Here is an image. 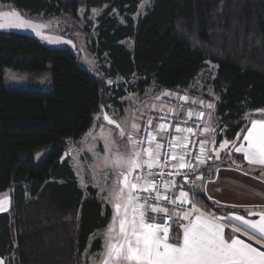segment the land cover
I'll use <instances>...</instances> for the list:
<instances>
[{"label":"trees","instance_id":"obj_1","mask_svg":"<svg viewBox=\"0 0 264 264\" xmlns=\"http://www.w3.org/2000/svg\"><path fill=\"white\" fill-rule=\"evenodd\" d=\"M142 0H0L32 15L80 24L86 7L103 9L88 43L101 68L91 72L67 48L37 38L0 32V193L13 187L12 212L0 214V257L7 264H90L112 209L98 191L83 188L70 157L105 103L119 104L130 92L156 84L190 87L209 72L206 86L217 95V141H234L248 113L264 108V0H153L138 18ZM119 17L114 16V11ZM134 41L133 49L123 41ZM37 80L51 74V87L4 85L5 70ZM122 79L118 90L107 80ZM111 91V92H110ZM50 154L38 166L36 156ZM195 193V194H194ZM189 198L204 211L216 206L200 191ZM230 231L227 230V237ZM92 239V240H91Z\"/></svg>","mask_w":264,"mask_h":264},{"label":"snow or ice","instance_id":"obj_2","mask_svg":"<svg viewBox=\"0 0 264 264\" xmlns=\"http://www.w3.org/2000/svg\"><path fill=\"white\" fill-rule=\"evenodd\" d=\"M20 17L19 13H0V17ZM6 27H28L36 30L38 26L19 19L16 24L0 23V28ZM45 27L44 25L39 26ZM37 34L41 33L37 31ZM111 83V82H110ZM165 95H171L165 93ZM185 102L188 97H181ZM207 108L212 109L214 105L207 103ZM189 111V119L193 117ZM204 112L196 114L197 119H203ZM104 119L110 125H115L117 135L126 140V147L123 152L116 148L111 157H106L104 164L111 167L114 173V184L109 190L106 198L108 203L114 207L115 214L110 223L102 244L101 252L94 255L92 264H264V210L259 212L248 211L250 216L257 219H245L244 216L234 215L230 220L237 222L238 226H231L228 238H225V228L229 225L222 223L223 217H216L206 214L197 208L196 202L189 198V191H202L203 186L197 185L194 181L189 191L183 190L180 186L179 195L172 201V209L162 206L159 201H167V192L177 187L176 181L164 180L165 193L159 191L157 182L151 177L153 169L158 168V173L164 177L163 169L171 167L174 171L167 173L169 177L183 172L184 182L187 183L189 174L195 175L198 168L205 164L203 154L208 150L206 146L211 142L215 143L214 136L199 141V153L194 159L197 163L187 160L189 138L195 133L192 127L175 126V135L172 140L166 141L169 135L171 124L163 122L157 125L156 130L151 129L152 120L147 121V142L136 138L140 127L136 123L128 125L129 130L107 114ZM167 116L160 117L163 121ZM212 113H208V123L203 128V133H215L211 126ZM245 128L237 133L235 140L230 142L224 140L219 144V149L232 145L231 150L242 153L249 165L259 166L264 172V119L247 120ZM187 123V120L184 121ZM103 133V130H102ZM160 137V140L157 137ZM165 141L172 149L171 155L164 154L161 161V150ZM116 139L112 131L108 133V144L116 146ZM195 147V145H194ZM176 149H180L179 152ZM112 152V148L108 149ZM219 158V150L211 149ZM209 159L211 157H208ZM176 161L169 165L168 160ZM135 174V175H133ZM202 179L201 177H197ZM195 194V193H194ZM210 198V197H209ZM8 201L0 200V211ZM191 205V209L184 205ZM151 214V215H150ZM159 218V222H157ZM175 229V231H173ZM243 232L249 240H255L257 246L245 242L237 234ZM0 264L4 260L0 259Z\"/></svg>","mask_w":264,"mask_h":264},{"label":"rangeland","instance_id":"obj_3","mask_svg":"<svg viewBox=\"0 0 264 264\" xmlns=\"http://www.w3.org/2000/svg\"><path fill=\"white\" fill-rule=\"evenodd\" d=\"M153 0H142L140 4L139 13L135 15L138 18L140 14H144L146 9L151 5ZM86 7H82L80 10L81 22L80 24L71 23L69 20L61 17H42L39 15H32L22 10L14 7L8 8L0 3V13H19V19L26 22H30L37 27L33 30L28 27H6L0 28V32H17L22 34L31 35L37 38L44 45L49 47L67 48L77 53L81 57V63L83 66L88 68L91 72H97L101 68V64L98 58L93 54L88 47V43L95 36V28L98 25V16L102 13L103 9L93 8L90 9V16L88 20L91 21L89 26V31L84 28L88 26V22L85 16ZM114 16L119 17L118 12L115 10L113 12ZM16 16L0 17V23L4 24H16L19 22ZM44 25L45 27L40 28L39 26ZM37 31L41 34L38 35ZM123 43L130 49H133L134 41L127 38ZM208 70H215V66L209 63ZM100 72V71H99ZM209 72L201 74L198 79L188 88L179 89H165L153 84L147 87L144 94H137L135 92L128 93L125 97L120 98V102L117 105L113 103H105L103 109L95 115V122L92 127L87 131V133L79 139V141L71 142L69 151L65 152L63 158L70 157L72 161L73 168L76 172L79 184L83 188L88 186L94 187L98 191V196L105 205H109L112 209V215L108 225L100 230H98L93 236L102 238L104 242L105 233L113 221L115 214L114 207L111 203H108L106 198L109 195V190L114 184V173L111 167V161L108 165L104 164L106 157H111L112 153L119 148L121 152L125 150L126 140L121 139L117 133L118 130L115 125H110L104 119V115L107 114L110 118L117 121L125 128L127 132L129 130L128 125L130 123H136L140 127L141 118L145 113H172L177 116H187V113L191 111L196 118V114L199 112H204L205 116L203 119H198L201 121L202 128L208 123V113H212L211 126L215 129V133H203L202 139H211L214 136L215 143H209L206 148L208 149L203 158L205 162L213 161L216 158L215 152L211 149L216 148L219 150L218 161L222 163H234L235 159H232V153L235 152L231 150L232 145L229 144L227 148L219 149V144L221 142L217 141L218 123L215 116V105L217 101V95L213 90L206 86V79L209 77ZM110 80H107V85ZM121 82V80L119 79ZM37 82L39 88L48 89L51 87V74L47 72L44 76L39 77L37 80L30 78L27 72L5 70L4 73V85L8 89H24L29 86H33V83ZM165 93H170L171 95H165ZM188 97V101L180 99L181 97ZM211 103L214 108L209 109L205 105ZM258 117H264V108L257 111H253L247 114V120L256 119ZM197 119V118H196ZM103 130V133H102ZM109 130L112 131V136L116 139V146L108 144V133ZM140 132L136 133V138L139 139ZM227 140V139H226ZM232 142V141H230ZM112 148V152L108 149ZM50 149H43L36 156V164L39 166L42 161L50 154ZM240 154V153H238ZM214 155V157H213ZM208 157H211L210 159ZM235 158V157H234ZM211 160V161H210ZM218 162V163H219ZM241 166V165H240ZM245 166V164H244ZM134 175V174H133ZM199 181L200 179L197 178ZM198 184V183H197ZM233 191H237L235 188H231ZM239 200H243V197H249L245 194L238 192ZM218 195H224L223 198L229 199L227 192L219 193ZM232 198V196H231ZM12 199H13V187L5 192L0 193V200L8 201L10 203H5L4 207L6 210L0 211L1 213L12 212ZM197 207V206H196ZM199 208V207H197ZM201 210V208H199ZM204 211V210H203ZM91 239V240H92ZM101 250L97 253H100ZM96 253V254H97ZM95 254H88V251L81 257V262L85 259H89L90 264H92V259ZM4 260V264H7V259L0 257Z\"/></svg>","mask_w":264,"mask_h":264},{"label":"crops","instance_id":"obj_4","mask_svg":"<svg viewBox=\"0 0 264 264\" xmlns=\"http://www.w3.org/2000/svg\"><path fill=\"white\" fill-rule=\"evenodd\" d=\"M256 119H264V117ZM200 135H202V130ZM157 138L160 140L159 136ZM233 155L235 157L232 158L235 159L234 163L229 164L227 162H219L213 155V161L210 160L211 162H205V164L201 165L195 175V183L203 186V190L200 192L216 206V210L201 211L224 218L221 222L229 225L225 228L226 239L228 238L226 235L227 230L230 231L233 225L238 226L237 222L230 220V217L240 215L244 216L245 219L255 220L257 217L250 216L248 211L259 212L264 210V172L260 170L259 166L249 165L243 159L242 153L233 152ZM201 176L202 179L198 181L197 177ZM231 188H235L237 191H233ZM225 192L228 193L229 199L223 198L224 195H218L219 193L225 194ZM238 192L244 196L246 194L249 197H246V199L243 197V200L240 201L238 199L240 195ZM157 222H159V218H157ZM237 235L245 240V242L257 246L255 240H249L248 236L243 235V232Z\"/></svg>","mask_w":264,"mask_h":264},{"label":"built area","instance_id":"obj_5","mask_svg":"<svg viewBox=\"0 0 264 264\" xmlns=\"http://www.w3.org/2000/svg\"><path fill=\"white\" fill-rule=\"evenodd\" d=\"M121 82L123 81L122 79H120ZM111 82V83H110ZM119 78L116 79H111L108 82V85L110 87V90H118L120 87V83ZM162 116H167V119L161 121L160 117ZM151 119L152 120V125H151V129L154 131L157 128V125L161 122L167 124H171L172 127L169 129L170 134L166 135L165 140L166 141H170L172 140V138L175 135H178L177 133H175V126L177 124H180L181 127H192L193 131L195 133L194 136H190L189 138V144H188V149H186L185 151L189 152V155L186 157L187 160H191L193 163H197V161L194 159L197 155H200L199 153V141H201V121L196 119V118H191L189 119L188 116H177L175 114L172 113H145L142 118H141V123H140V140H144L145 144L147 142L146 138H147V131H145V129L148 127L147 125V121ZM187 120V123L185 124L184 121ZM158 139V138H157ZM161 143H164V148L161 150V161L163 162L164 159V154L167 153L168 155H171L172 149L170 148L169 144L165 141H160ZM195 145V147H194ZM177 152L180 151V149H176ZM176 161H172V160H168V164L172 165L175 164ZM154 175L151 177V179L155 180L157 182V185L159 187V191L161 193H165V188L163 186V182L164 180H174L176 181V185L177 187L175 188H171L170 191L167 192V201H159V203L164 206V207H168L169 210L172 209L173 205H172V201L174 199H176V197L179 195V191L180 186L183 185V190L184 191H189L193 181L195 182V175L189 174V179L188 182L185 183L184 179H183V172L185 170H181V174L179 175H173L171 177H169L167 175L168 172L170 171H174V169H172L171 167H167L165 169H163L164 171V177L162 178L158 173L160 172V169L158 168H154L153 170ZM135 175V174H134ZM185 208L191 209V205H184ZM151 215V214H150Z\"/></svg>","mask_w":264,"mask_h":264},{"label":"bare ground","instance_id":"obj_6","mask_svg":"<svg viewBox=\"0 0 264 264\" xmlns=\"http://www.w3.org/2000/svg\"><path fill=\"white\" fill-rule=\"evenodd\" d=\"M111 92V91H110Z\"/></svg>","mask_w":264,"mask_h":264}]
</instances>
